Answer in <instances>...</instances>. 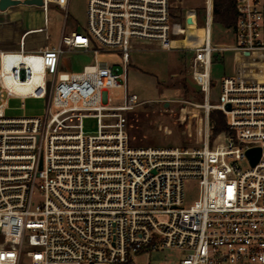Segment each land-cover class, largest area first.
<instances>
[{
  "label": "built area",
  "instance_id": "obj_1",
  "mask_svg": "<svg viewBox=\"0 0 264 264\" xmlns=\"http://www.w3.org/2000/svg\"><path fill=\"white\" fill-rule=\"evenodd\" d=\"M201 1L203 44L179 48L193 51L202 102H185L204 113L200 148L130 144L122 112L133 106L108 95L123 84L121 66L61 71L70 51L126 60L140 43L173 49L188 20H176L171 0H88L86 27L65 29L56 46L46 29L34 49H0V264H138L166 249L184 254L177 264H264V75L224 76L211 102L216 53L264 51V0H235L228 45H213L215 0ZM42 2L45 13L69 4ZM11 97L45 99L46 113L6 117ZM214 110L223 130L215 131ZM252 148L260 149L255 165Z\"/></svg>",
  "mask_w": 264,
  "mask_h": 264
},
{
  "label": "rangeland",
  "instance_id": "obj_2",
  "mask_svg": "<svg viewBox=\"0 0 264 264\" xmlns=\"http://www.w3.org/2000/svg\"><path fill=\"white\" fill-rule=\"evenodd\" d=\"M172 15L176 20L187 22L186 37H174L171 50H163L156 44L140 43L124 56L117 51L99 50L66 52L62 59V72H81L85 65L95 62L119 65L123 69V84L110 88L108 95L113 105H130L123 111V123L129 134L127 122L130 116H141L136 126L141 136L134 137L135 147H183L200 148L203 145L205 117L201 109L186 102L200 103L202 95L190 78V63L193 51L179 48L198 47L203 44L205 9L201 0H171ZM88 0H69L68 9L50 5L47 12L39 6L22 5L0 11V49H34L44 38L47 29L50 43L58 44L65 29L86 27ZM213 45H228L233 42V29H225L214 23ZM93 42V41H92ZM95 45V44H94ZM97 47V46H95ZM215 85L211 91V102L217 103L221 93V80L234 75L255 80L264 75V51L241 53L225 50L216 53L211 68ZM177 102L168 106L172 111L164 112L165 101ZM186 101V102H185ZM185 102V103H184ZM184 110L186 122L181 124L177 113ZM46 100L34 97H11L4 109L6 117H43ZM91 121V125H92ZM195 192L189 198H195ZM184 257L182 252L166 249L150 256L139 258L138 264H177ZM20 264H26L22 260Z\"/></svg>",
  "mask_w": 264,
  "mask_h": 264
},
{
  "label": "trees",
  "instance_id": "obj_3",
  "mask_svg": "<svg viewBox=\"0 0 264 264\" xmlns=\"http://www.w3.org/2000/svg\"><path fill=\"white\" fill-rule=\"evenodd\" d=\"M237 19L236 1L235 0H215L214 5V23L221 25L225 29H230L235 26ZM196 93H199L196 90ZM143 115V113H142ZM141 114L137 116H130L127 127L129 131L130 144H134V137L141 136L137 122L141 119ZM177 118L182 125L186 122V113L184 110L177 113ZM212 123H214L215 131L223 130L226 127L225 116L221 111L214 110L210 115Z\"/></svg>",
  "mask_w": 264,
  "mask_h": 264
},
{
  "label": "water",
  "instance_id": "obj_4",
  "mask_svg": "<svg viewBox=\"0 0 264 264\" xmlns=\"http://www.w3.org/2000/svg\"><path fill=\"white\" fill-rule=\"evenodd\" d=\"M21 3L19 1H15V0H0V11L4 12L6 11L9 7L11 6H18ZM22 5H28V6H32V5H36V6H42L43 2L42 0H26L25 2H23ZM188 22H191V19H188ZM168 103H165V106H167ZM227 108H229V105L227 106ZM248 157L250 158L251 164L255 165L260 157V149L259 148H252L247 152Z\"/></svg>",
  "mask_w": 264,
  "mask_h": 264
},
{
  "label": "bare ground",
  "instance_id": "obj_5",
  "mask_svg": "<svg viewBox=\"0 0 264 264\" xmlns=\"http://www.w3.org/2000/svg\"><path fill=\"white\" fill-rule=\"evenodd\" d=\"M21 90H23V91H28V90H31L32 89V87L31 86H28L27 88H20Z\"/></svg>",
  "mask_w": 264,
  "mask_h": 264
},
{
  "label": "crops",
  "instance_id": "obj_6",
  "mask_svg": "<svg viewBox=\"0 0 264 264\" xmlns=\"http://www.w3.org/2000/svg\"><path fill=\"white\" fill-rule=\"evenodd\" d=\"M9 9H11V8H9ZM9 9H7L6 11H8ZM5 12V11H4ZM193 22V20L191 19V23ZM231 29H233V27L231 28ZM19 50V49H18Z\"/></svg>",
  "mask_w": 264,
  "mask_h": 264
}]
</instances>
